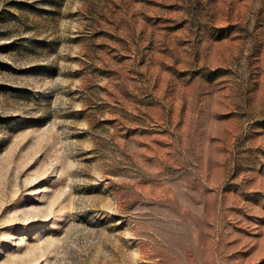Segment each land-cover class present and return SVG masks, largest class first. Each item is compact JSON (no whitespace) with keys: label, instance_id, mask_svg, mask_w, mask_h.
<instances>
[{"label":"rangeland","instance_id":"rangeland-1","mask_svg":"<svg viewBox=\"0 0 264 264\" xmlns=\"http://www.w3.org/2000/svg\"><path fill=\"white\" fill-rule=\"evenodd\" d=\"M0 264H264V0H0Z\"/></svg>","mask_w":264,"mask_h":264}]
</instances>
